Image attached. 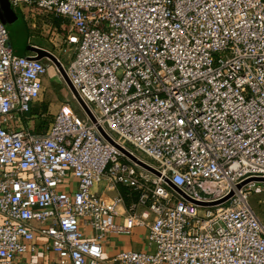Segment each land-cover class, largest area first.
Listing matches in <instances>:
<instances>
[{
  "label": "built area",
  "instance_id": "1",
  "mask_svg": "<svg viewBox=\"0 0 264 264\" xmlns=\"http://www.w3.org/2000/svg\"><path fill=\"white\" fill-rule=\"evenodd\" d=\"M8 2L67 19L74 52L58 60L95 121L60 109L45 132L18 124L52 62L15 54L0 21V264H99L105 237L134 225L153 250L117 264H264L249 203L264 178V0ZM101 182L124 194L108 201Z\"/></svg>",
  "mask_w": 264,
  "mask_h": 264
},
{
  "label": "crops",
  "instance_id": "2",
  "mask_svg": "<svg viewBox=\"0 0 264 264\" xmlns=\"http://www.w3.org/2000/svg\"><path fill=\"white\" fill-rule=\"evenodd\" d=\"M33 13L35 19L33 18L34 20L30 27L33 28V30L37 29V34L44 38L45 44L34 43V46L19 51L17 55H35L33 47H40L51 51L58 59L64 61V63L69 61L70 56H73L72 52L74 51V48L68 47L69 45L64 41V37L69 29V25H65L67 19L52 14H43L45 16L44 19L38 23L35 12ZM63 49H65V51H63ZM41 81L42 91L39 98L33 101L30 105V109L19 116L18 119L19 125L27 128L33 133L45 132L50 125L53 116L60 109H63L64 111L69 110L72 114L77 115L71 101L66 97V92L64 91V95L61 93L67 86L53 63H50L47 66L46 72L42 76ZM71 182L75 186V179H72ZM103 186L104 182H101L96 186V189L102 192L108 201L113 199L117 192L124 194V189L121 187L116 191L114 189H105ZM127 203L128 200L126 199L114 202L115 215L112 216V219L116 223H123L125 221L127 215ZM140 212H142V209L138 210V213ZM143 216L151 219L149 213L144 212ZM83 231V234H85V229H83ZM147 232L148 228L145 225H134L129 232L109 233L101 244L102 251L108 258L99 264H117L114 258L121 250H153V246H150L147 242ZM15 264L70 263H61L59 256L53 251L45 252L43 256L31 261V252L27 251L16 259Z\"/></svg>",
  "mask_w": 264,
  "mask_h": 264
},
{
  "label": "rangeland",
  "instance_id": "3",
  "mask_svg": "<svg viewBox=\"0 0 264 264\" xmlns=\"http://www.w3.org/2000/svg\"><path fill=\"white\" fill-rule=\"evenodd\" d=\"M37 22H41L44 19V13L38 10H34ZM33 10H30L27 6L13 7L9 2L7 4L0 5V21L3 23L9 35V42L11 44L14 53H19L21 50H26L30 46H34V43L44 45V38L37 34V29L31 28V24L34 18ZM34 18V19H33ZM64 22V21H61ZM65 25H69L68 21H65ZM62 31V30H61ZM74 52V51H73ZM72 52V54H73ZM71 59V56H70ZM66 61L65 64H67ZM64 89V88H63ZM66 92V97L71 101L76 112V116L80 120L86 118L84 111L72 98L71 92L66 87L62 93L64 95ZM66 113L70 114L69 110H65ZM256 185H259L260 192H251L249 196V203L252 208L256 211L261 221L264 223V182L259 181Z\"/></svg>",
  "mask_w": 264,
  "mask_h": 264
},
{
  "label": "water",
  "instance_id": "4",
  "mask_svg": "<svg viewBox=\"0 0 264 264\" xmlns=\"http://www.w3.org/2000/svg\"><path fill=\"white\" fill-rule=\"evenodd\" d=\"M8 0H0V5L2 4H7ZM33 51L35 53L34 58L36 59H48L50 62H52L59 70V73L62 77V79L64 80L66 86L68 87V89L70 90L71 94L74 96V98L76 99L78 105L82 108V110L87 114V116L91 119V121H95L94 117L92 116V114L90 113V111L88 110V108L86 107V105L81 101V99L77 96L76 91L74 90V88L72 87V85L70 84L62 66L60 61L58 60V58L49 50L44 49V48H40V47H33ZM99 132L102 134V136L111 144H113L115 147H117L120 151H122L125 155H127L129 158H131L132 160H134L138 165H140L141 167L153 172L154 174L158 175L159 173L152 168L151 166L147 165L146 163L137 160L135 157H133L132 155H130L127 151H125L122 147L116 145L105 133L104 131L98 127ZM254 180L257 181H263L264 182V178L262 177H258L255 178ZM170 186L174 189H176L173 185L170 184ZM240 186V185H239ZM231 194V193H230ZM230 194H228L227 196H225L223 199H221L218 202L224 201L226 198H228L230 196ZM215 202V203H218ZM215 203H202L204 205H212Z\"/></svg>",
  "mask_w": 264,
  "mask_h": 264
}]
</instances>
